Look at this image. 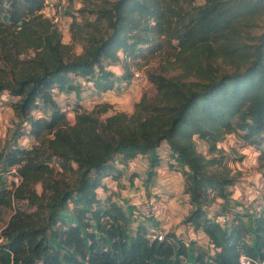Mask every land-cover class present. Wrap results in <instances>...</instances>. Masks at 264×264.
Wrapping results in <instances>:
<instances>
[{
  "label": "trees",
  "instance_id": "obj_1",
  "mask_svg": "<svg viewBox=\"0 0 264 264\" xmlns=\"http://www.w3.org/2000/svg\"><path fill=\"white\" fill-rule=\"evenodd\" d=\"M47 1L0 0V104L10 101L32 139L0 146V167L18 179L0 187V208L14 206L0 264H264V204L237 207L238 176L219 146L234 134L264 160V0H102L93 12L103 32L71 23L80 53L43 15ZM165 45L177 72L148 73L152 88L131 114L83 107V92L132 82V66ZM138 160L148 163L146 188L162 165L181 175L183 223L207 246L174 230L154 239L130 208L99 194Z\"/></svg>",
  "mask_w": 264,
  "mask_h": 264
},
{
  "label": "rangeland",
  "instance_id": "obj_2",
  "mask_svg": "<svg viewBox=\"0 0 264 264\" xmlns=\"http://www.w3.org/2000/svg\"><path fill=\"white\" fill-rule=\"evenodd\" d=\"M101 1L102 0H50L48 8H46V6L44 8L49 11L50 16H47L44 10L42 12L46 18H49L57 25L62 34V41L66 44L71 43L73 51L80 53L82 51V46L80 45L82 40H79V29L72 28L71 23L75 19L80 25L88 27L87 29H89V31H96L95 24L97 22V15L93 12V9L97 4L101 3ZM200 1L201 0H198V2ZM51 3L54 5H51ZM99 28L101 30H97V34L105 30V25L101 23ZM85 32L86 29L83 33ZM174 52L175 50H173L172 47L165 45L163 49L158 50L153 55L149 53L148 55L150 56L146 58L142 56L139 59V64L132 66L134 73L132 82L122 85L119 84V88H114L103 94H96L93 91L86 90L81 97L83 107L89 112L94 109L99 110L102 112V118H106L115 112L131 114L135 110V104L141 99L143 91L152 88V85L147 80L148 73L164 72L167 75H172L177 72ZM114 70L117 74L123 73V68L121 66L114 67ZM136 73L141 75L135 76ZM75 98L76 96L72 94L71 100L73 101ZM60 99H64V96ZM3 103L5 104H0V146L18 143L30 147L32 145V139L22 134L23 128L20 126V120L16 117L10 106V101L7 100ZM69 111V116L72 117L74 113L73 108L69 109ZM219 146L222 147L232 159L231 166L238 176V182L236 186L233 187V199L240 203L237 207L243 210L249 207L259 208L260 205L264 204V160L258 158V151L252 146L245 145L234 134L228 135L219 143ZM198 147L200 151L206 150L205 144L201 141L198 142ZM240 156H242V159H239ZM49 162L51 165L59 166L56 158H52ZM134 163L135 161L125 169L124 177L126 180V188L124 190L130 191L132 194L134 193V197L128 198L130 194L122 196V193H117L114 190H111L112 192L110 195L106 196V190L100 189L99 194L103 197L110 198L113 193H117L115 195V200L126 209L130 208L131 211H133L134 221L136 223H145L149 228L160 230L161 228L157 226L160 223L159 221H166L167 223L179 221L173 223L177 226H185L182 229H186V231L182 232L180 235H182L186 241L189 242L193 240L203 246H207L205 236L198 234V232H195L193 237L189 235L185 237V233L187 234V227L183 223V220L186 215L182 217V211L177 215L176 212L174 214L167 204V202L175 196L181 199L183 189L181 194H176L175 192H171V188L161 185L158 179H156L155 183L153 182V184L146 188L143 181L146 177L148 163L145 160H138L135 164ZM132 173H137L139 176L135 179V176L133 177L132 175V179L128 181ZM1 177H3V180H1ZM172 179L175 181V187L173 185L174 189L180 187L178 185L180 183L179 178L173 177ZM15 183H18L15 170H7L4 167H0V187L14 190ZM37 189L41 192V184L37 185ZM132 199H135L134 205L132 204ZM179 199L177 202L182 206L181 202H179L181 200ZM152 200L160 201V209L157 215L146 216V214L151 213L143 214L142 209L146 206L144 204ZM13 213L14 206L0 208V231L8 223ZM178 217L182 219L178 220Z\"/></svg>",
  "mask_w": 264,
  "mask_h": 264
},
{
  "label": "crops",
  "instance_id": "obj_3",
  "mask_svg": "<svg viewBox=\"0 0 264 264\" xmlns=\"http://www.w3.org/2000/svg\"><path fill=\"white\" fill-rule=\"evenodd\" d=\"M84 93V92H83ZM82 93V94H83ZM65 98V96H64ZM4 99H6L4 97ZM136 163V161H135ZM134 163V164H135ZM131 165V164H130ZM139 176V174L136 173V177L135 179H137V177ZM125 176H123L121 179L119 180H116L114 178H111V177H108L106 178V196L110 195V193L112 192L111 190H114L115 192H120L122 193L123 195L122 196H125V195H128L130 197L128 198H131V197H134L135 194L131 193L130 191H126L124 190L126 187L125 183H126V180L124 178ZM173 177H176V178H179V186L178 188L174 189L175 187V181L172 179ZM128 179V178H127ZM157 179L160 181V184L161 185H165L166 187H169L171 188V192H175L176 194H181L182 193V189H183V180H182V177L179 173H176L175 171H172L170 170L166 165H162L159 169H158V175H157ZM129 181V179H128ZM155 183V182H154ZM174 185V187H173ZM102 190V189H101ZM117 193H113L112 195V199L115 200V195ZM125 193V194H124ZM174 193V194H175ZM182 198L179 199L177 196H175L174 198H172L171 200H169L167 202L168 206L170 207L171 211L175 214L176 212V215L182 211L183 212V215L182 217H184V215H186L190 209V205L187 203V197L185 195H183V193L181 194ZM136 199V198H135ZM134 199V200H135ZM181 200L179 202H181L182 206H180V203L177 202V200ZM132 199V204L134 205L135 204V201ZM165 200V198H164ZM179 204V205H178ZM178 220L182 219V218H177ZM160 223L157 225L158 227H160L162 230L164 231H169V230H174L176 231V233L178 235H180L182 232L186 231V229H182L184 228L182 225L181 226H177V225H174L173 222H179V221H173L172 223H167L166 221H159ZM187 227V226H186ZM195 233V231H193L190 227H187V234L185 233V237H187L188 235L190 237H193V234ZM198 234H202L201 232H199Z\"/></svg>",
  "mask_w": 264,
  "mask_h": 264
},
{
  "label": "built area",
  "instance_id": "obj_4",
  "mask_svg": "<svg viewBox=\"0 0 264 264\" xmlns=\"http://www.w3.org/2000/svg\"><path fill=\"white\" fill-rule=\"evenodd\" d=\"M50 2V0L48 1V3ZM48 3L46 4V8H48ZM51 5H54L53 3H51ZM44 11L47 13V16H50V13L49 11H47L46 9H44ZM140 76L141 74L139 73H136L135 76ZM70 114V113H69ZM18 181V179H17ZM160 201L159 200H152L144 205H146L142 211H143V214H146V213H151V214H146V216H155L157 215L159 209H160ZM140 209V208H139ZM141 210V209H140ZM145 211V212H144ZM150 233L152 235V237L154 239H158V240H162L164 238V233L161 232L160 230H157V229H154V228H150ZM248 263V260L246 257H242L241 259V263L240 264H247Z\"/></svg>",
  "mask_w": 264,
  "mask_h": 264
}]
</instances>
